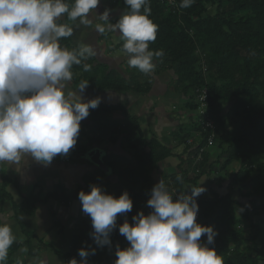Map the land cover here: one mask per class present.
<instances>
[{
  "label": "trees",
  "instance_id": "obj_1",
  "mask_svg": "<svg viewBox=\"0 0 264 264\" xmlns=\"http://www.w3.org/2000/svg\"><path fill=\"white\" fill-rule=\"evenodd\" d=\"M66 2L71 5L74 0ZM175 3L177 7L172 11L157 0H150V19L158 25V32L156 40L149 43V50H163L164 53L162 58L154 57L152 72L155 76L159 73L167 75V70H171L172 81L166 84L168 94L189 97L191 101L185 103L189 112L197 111L201 103L205 105L199 116L190 117V131L179 129L177 136L173 133L175 145L185 146L183 151L187 158L179 159L166 186L173 192L174 199L175 194L191 195V188L199 187L198 181L214 171L209 150L214 147L219 150L216 160L222 162L217 171L224 172L227 177L232 175L229 188L236 189V196L229 192L219 194L212 187L204 186L205 191L196 197L199 205L196 222L201 226H212L218 233L209 247L216 249L224 264H264V0H194L188 8L180 7L181 0H175ZM115 6L117 11L112 15L117 17L130 11L124 0H115ZM62 22L70 26L72 21L65 15ZM75 39L73 35L61 38L59 44L62 48L78 50L80 44H75ZM95 61L90 56L71 69L73 76L77 71L81 72V77L73 79L89 81L90 91H130L134 94L151 91L153 77L149 79V74L138 68L124 72L125 76L115 68L92 65ZM84 64L91 65L89 71H84ZM202 89H205L203 95ZM200 95L204 96L203 102L199 100ZM126 109L121 104L90 109V128L94 137L89 140L101 148L105 146V140L110 146L120 141L127 150L128 155L108 151L103 162L117 178L116 198L126 191L133 208L118 215L117 227L110 233V247L95 244L91 236V218L86 214L70 238L69 252L56 253L62 260L77 259L78 250L86 248L90 252L95 249V254L87 257V264H115L117 256L110 262L102 257V253L111 250L115 254L117 247L130 246L126 237L119 233V226L125 220L132 224V217L140 212L145 215L152 212L147 205L153 185L152 174L172 151L156 138L146 141L138 123L139 115L131 116ZM120 112L121 119L111 118ZM208 121L212 122V128L206 125ZM187 138H193L191 145L186 144ZM84 149L80 146L78 152ZM185 162L187 167L183 168ZM233 163H237L236 169L233 167L235 171H227ZM108 184L105 172L94 168L83 174L82 186L66 190L55 185L43 199L29 196L17 205L10 202L13 218L26 240L13 243L5 264H19L13 257L23 244L28 246V257L48 249L54 253L47 243L37 240L38 245L32 244L34 234L24 230L17 219L20 213L32 214L35 204L48 198L68 204L79 200L80 191L88 193L93 185L102 189ZM6 185V180L0 185L2 197L7 195ZM243 199L247 200L246 204L241 203ZM5 200L0 201V214ZM206 239L202 236L201 242L205 243Z\"/></svg>",
  "mask_w": 264,
  "mask_h": 264
},
{
  "label": "clouds",
  "instance_id": "obj_2",
  "mask_svg": "<svg viewBox=\"0 0 264 264\" xmlns=\"http://www.w3.org/2000/svg\"><path fill=\"white\" fill-rule=\"evenodd\" d=\"M124 3L130 11L111 23L110 10L95 12L100 0H74L71 5L66 0H0V163L16 165L19 170L26 155L44 165L57 155H67L77 143L81 121L101 103L100 97L85 102L78 95L89 86L87 80L79 83L78 90H67L73 65L96 52L87 45L78 50L62 48L59 40L72 36L73 27L59 23L61 17L91 25L90 14L95 12L106 22L96 25L97 32H119L130 67L144 74L154 70V57L162 58L164 53L149 50L158 32V25L150 19V0ZM193 3L181 0L180 7ZM83 67L89 71L91 65ZM191 189V195L176 194L174 199L162 179L154 185L147 201L152 212H140L132 217V224L125 220L119 226L130 246L117 247L115 264H224L216 249L209 247L218 233L196 222V197L205 189ZM78 198L82 211L91 218L95 244L110 247L118 215L133 208L129 194L125 191L116 198L93 185L88 193L80 191ZM202 236L207 238L205 243ZM16 239L11 226L0 218V264H5ZM90 254L95 249L81 248V260L73 258L68 264H87Z\"/></svg>",
  "mask_w": 264,
  "mask_h": 264
},
{
  "label": "crops",
  "instance_id": "obj_3",
  "mask_svg": "<svg viewBox=\"0 0 264 264\" xmlns=\"http://www.w3.org/2000/svg\"><path fill=\"white\" fill-rule=\"evenodd\" d=\"M113 16H115V14L109 15L110 21L114 19ZM113 22L116 23L117 21L115 22V20H113ZM102 25H106V24H102ZM70 26L73 27V36L75 37L77 36L76 40L77 38L81 39V36L83 37L82 32L86 27H88V25L79 24V20L75 22L72 21ZM93 31L96 34L95 36L97 37V40L98 38H101V40H103V38L105 39L106 35L109 34L110 30H106L105 32L98 34L96 31V28L93 27ZM115 33L119 35L118 31ZM87 34H91V33L88 32L85 34V36ZM85 36L83 38H85ZM88 37L91 38L93 36L91 35ZM95 44L99 46L98 42ZM93 57L96 59V61L92 65L102 64V66H104V68L106 69H112V68H115L117 70L119 69L118 71L120 73H123L124 75L127 73L126 72L127 70L130 71L131 68H133L129 66L128 62H126L129 59L128 56H120V57L114 56V58H117V60H114V58L111 59L110 57L104 56L100 53L99 55L97 56L94 55ZM109 63H111V65L107 66ZM159 75L161 74L159 73ZM76 76L81 77V72L77 71ZM154 76H155L154 74L149 75V79L150 77H153V82H151L152 83L151 90L153 91L160 90L162 93L160 92L157 94L161 96L171 95V94H168L169 92H163L165 91V89H167V86L158 85V82H157L158 75H156V77ZM72 80L81 81L80 79H73V78ZM72 80L66 82L67 90L76 91L78 90L79 84L73 82ZM109 91L110 90L94 92V91H90L89 86H88L87 89L83 93H78V95H80L83 101L86 102L88 100L94 99L93 98L94 95H96L97 97L98 96L100 97L101 95L105 97L106 94H109L107 93ZM115 92H118V91H115ZM121 92L128 93L130 91H121ZM130 93H133V92H130ZM152 94H155V93L154 92L150 93V95ZM137 98L138 96L131 98L130 103H129V100H126V104H125L126 107L132 106V104L137 100ZM100 104L99 106L111 105V104H103V103H100ZM185 108H187L186 105H185ZM182 111L179 113L177 112V114H183ZM158 112L160 114L161 120L163 121V128H158V130L154 129L155 133L150 134V131L147 132V130L143 129L142 122L140 121L141 124L139 123V126L142 132V137L144 138V135L147 132L150 138L146 141H149L152 138L158 139V141H160L161 144L166 145L167 147L171 149L172 155L160 163L162 166L160 165L157 168H155L154 170L155 172L152 174L153 185L151 186L150 191L152 190L153 186L156 185L161 179L165 182V184L167 181L171 180V178H169L170 177L169 174L171 175L175 172V167L179 163V159L187 158V153L183 151L185 147L183 144H182L183 148L181 152H178V153L173 152L175 146H177L175 145L177 141H176V137L173 136V133H175L174 130L173 131L169 130L168 124L170 123V121H176L177 119L176 116L174 114L172 116L171 115L172 113H165L159 109H158ZM116 114H114V116ZM121 114L122 112L118 113V118L120 119L122 118ZM186 115L187 116L183 114L184 123H187L185 130L190 131L191 130V127H190L191 126V119H190L191 114H186ZM143 116L145 117V115ZM90 118H91V115L89 114V116L86 119L81 121L80 132H79V136H78L75 147L71 149L67 155H57L50 164L44 165L42 163H38L30 155H26L22 159L19 170H17L16 165L0 163V185L5 180L7 182V185L5 187L7 195L2 197L0 193V201L1 199H4V200L6 199L2 206L3 211L0 214V218H3V221L7 222L11 226L14 235L17 229L19 228L18 234L20 233L21 236H24L23 232H21V228L19 227L18 223L13 218L14 212L12 211V208H10V202L15 203V205H17V204L22 203V201L26 197H29V196H38V198L40 197L39 199H43L45 197V194L50 192L52 187L57 184L62 186L66 190H71L82 184V176L86 171H90L94 169L93 165L84 156V152H86L93 146V144H91L89 140V138L94 137L93 136L94 134L91 132V128H90V126L92 125ZM145 118H146V122L148 125L152 124L147 121V117ZM183 132H186V131L183 130ZM190 139H193V138H187L186 144L191 145L189 142ZM107 144L108 143L105 140L104 142L105 146L104 145H103L104 147L102 146L104 149V155L108 151L120 153L122 155L123 154L128 155L127 150L121 146L120 141L116 145L110 146ZM80 146L85 147V149L81 153L78 152V148ZM174 159L176 161H174ZM183 164H184L183 168H186L187 163L185 162ZM105 179L106 181H109V184L106 187H103L102 190L105 193L111 194L114 197H116L117 195L116 191L118 189L117 178L113 176L112 172L110 171V173H105ZM19 207H20L19 209L22 210L21 205ZM34 209H35L34 212L30 215L26 214L25 212L20 213L19 218L17 217L18 221L21 222L26 232H29L32 235L34 234L33 235L34 240H32L33 245L35 244L38 245L40 241L41 243H47L50 246V248L54 250V253L50 249L46 251H41V253L42 252L45 253L46 256L50 258L51 264H66L65 260H63L62 263L59 260V258L61 259V257L57 256L56 253L58 252L62 253V252L54 249V247L51 244L52 243L51 240L53 239L59 240L60 238L64 239L65 242L70 240L71 236L73 235V232H75L78 228L77 223L79 222H77L76 219H78L79 217L82 218L86 215L82 211V204L80 200L70 201L68 204H64L59 200L48 198L44 201L37 202L34 206ZM10 213H11V216H10ZM22 215L27 216V218L26 219L22 218L21 217ZM60 231H63L64 233L62 234ZM18 237L19 236L16 235L17 239ZM17 239L16 241L20 243L22 242V241H19V239L18 240ZM37 240H39L38 243H37ZM45 240H47L48 242ZM27 247L28 246L26 244H23L19 250L26 249V254H27V251H28ZM55 257L57 258L59 257L56 263H55ZM79 257L80 256L78 255L76 259L77 261H80V259H78ZM102 257H107L106 259L111 262L115 259L116 255L111 250H105L102 253ZM30 259L33 260L34 262L39 261L38 257H35V258L31 257Z\"/></svg>",
  "mask_w": 264,
  "mask_h": 264
},
{
  "label": "rangeland",
  "instance_id": "obj_4",
  "mask_svg": "<svg viewBox=\"0 0 264 264\" xmlns=\"http://www.w3.org/2000/svg\"><path fill=\"white\" fill-rule=\"evenodd\" d=\"M106 9L110 10V14L117 11V8L115 6V0H100V4L98 5L97 9H95V12L97 14H101ZM95 12L90 14V18L92 20L91 25H88L89 28L86 27L82 32L83 37L88 32L91 34H87L85 36V38H83L81 36V39L80 38H77V40L75 39L74 40L75 44H77V45L80 44L82 46H86V45L91 46L96 52L95 56L99 55L100 53L104 56L110 57L111 59H113L114 56H116V57L128 56V54L126 52H124L123 49L121 48V42H122V44H124V41L121 40L120 36L117 35V33L109 31V34L106 35L105 39L103 38V40H101V38H98V40H97V37L95 36L96 34L93 31V27L96 28L97 24H106V22L100 20L99 17L96 16ZM120 17L114 16L113 18L119 19ZM62 19H63V17H61V19H60L61 22H62ZM116 21H118V20H116ZM110 22L114 23L113 19ZM97 33L99 34V32H97ZM91 35L93 37L89 38L88 36H91ZM97 42L99 43V46L95 44ZM82 46H80V47H82ZM114 60H117V58H114ZM126 62H128V60ZM109 65H111V63H109L107 66H109ZM126 72L128 73L129 71L127 70ZM167 72H168L167 73L168 76L163 74V73L161 75H158V78H157L158 85H165L166 86L167 83H170L172 81L171 80L172 78H170L173 76L171 70H169V71L167 70ZM152 74H153L152 72L149 73V75H152ZM154 77H156V76H154ZM73 78H78V77L73 76ZM140 81H141V79H140ZM73 82L79 84L81 81H73ZM89 87H90V85H89ZM167 89H168V87H167ZM167 89H165V91H163V92H168ZM152 92H154L155 94L150 95V93H152ZM160 92H161L160 90H158V91L151 90L147 94H133L130 92L125 93V92H121V91H119V92L109 91V92H107L109 94H106L105 97L101 95L100 98H101V103H103V104H114V105H116V104L120 105L121 104L126 109V105H125L126 100H129V103H130L131 98L138 96L139 102L142 103L141 107L137 108L135 106H132V107L127 106L126 111L128 113H130L131 116L132 115L133 116L139 115V118H138L139 122L138 123L141 124V122H142L143 129L147 130V132L150 131V134L155 133L154 129L158 130V128H163V121L160 118V114L158 112V109L165 112V113H172L171 114L172 116H173V114L176 116V118H177L176 121H170V123L168 124L169 130H171V131L174 130L175 133H177L179 129H183L184 131H187V130H185L187 123H184L183 114H185V116H187L186 114H191V116L195 119V117L198 116L200 110L204 109L205 104L201 103V105L199 106L197 111L195 110V111L189 112V110L187 108H185V103L187 101L188 102L191 101L189 97L180 98V96L179 95L176 96V94L175 95H168V96H161V95L157 94ZM96 97L97 96L94 95L93 98H96ZM195 102H197V100H195ZM181 111L183 112V114H177V112L179 113ZM143 115H145V117H147V121L152 123V124L148 125L146 122V118ZM112 117H118V114H116L115 116H112ZM207 125H208V123H207ZM147 132L144 135L145 140H148L150 138V136L148 135ZM192 136H194V135H192ZM182 148H183V145H177V146H175L173 152L174 153L181 152ZM209 152H210V160L213 161V163H214L213 164L214 171L210 174L209 177L203 176L198 181V184L202 187L210 186L213 189H215L219 194H225V193L229 192V193L234 194L236 196V192H237L236 189H234L232 187L229 188L230 187L229 184H230V180L232 179V175L227 177L224 175V172L222 173L221 171H217L220 163L222 162V160H218V159L216 160V158H218V156H219V150H217L214 147L213 149H210ZM174 161H176V160L174 159ZM160 165L161 164H159L158 166H160ZM236 166H237V163H235L234 166L228 167L227 171H229V172L233 171L234 172L236 169L235 168ZM233 167L235 169H233ZM81 186H82V184H81ZM53 187H52V189H53ZM240 201L242 204H246V202H247V200H244V199L240 200ZM2 208L3 207L1 206V209ZM238 212H240V211H238ZM10 216H11V213H10ZM85 216L82 218L79 217L78 219H76L77 222H81L85 218ZM21 217L24 219L27 218V216H23V215ZM78 226H79V224H77V227ZM18 229L15 233V236L18 235L19 241L23 242L26 239V237L21 236L20 233L18 234ZM60 232L62 234L64 233L63 231H60ZM246 232L248 234V230H246ZM45 241H47V240H45ZM51 242H52L51 244L54 247V249L61 251L62 253H68L70 250V240L65 242L64 239L60 238L59 240L53 239V240H51ZM35 257L39 258L38 262H34L33 260H31L30 259L31 257H28V255L26 254V249H24V250H18V252L14 255L13 259L15 260V262H18L19 264H51L50 258L47 257L45 253H43V252L41 253V251H40V253L35 255ZM35 257H32V258H35ZM58 258L55 257V263L57 262ZM78 259L81 260V257H79ZM59 260L61 261V263L63 262L62 259L59 258ZM68 261L69 260H66V264H68ZM12 264H14V263H12Z\"/></svg>",
  "mask_w": 264,
  "mask_h": 264
},
{
  "label": "water",
  "instance_id": "obj_5",
  "mask_svg": "<svg viewBox=\"0 0 264 264\" xmlns=\"http://www.w3.org/2000/svg\"><path fill=\"white\" fill-rule=\"evenodd\" d=\"M104 149L93 145L89 150L84 152L85 158L93 165L94 168H99L105 173H110V169L105 165L102 158Z\"/></svg>",
  "mask_w": 264,
  "mask_h": 264
},
{
  "label": "built area",
  "instance_id": "obj_6",
  "mask_svg": "<svg viewBox=\"0 0 264 264\" xmlns=\"http://www.w3.org/2000/svg\"><path fill=\"white\" fill-rule=\"evenodd\" d=\"M160 3H162V4H164L167 8H169V9H171L172 11H173V9H176V7H177V3H175V0H158ZM205 93V89H202L201 90V94L203 95ZM203 99H204V96H201L200 95V98H199V100L201 101V102H203ZM202 111V110H201ZM208 123V127H210V128H212V122L211 121H208L207 122ZM209 145V144H208ZM199 159V156L196 158V160H198ZM175 196H176V194H175ZM178 196V195H177ZM198 217H199V205H198V213H197V216H196V220L198 219Z\"/></svg>",
  "mask_w": 264,
  "mask_h": 264
},
{
  "label": "flooded vegetation",
  "instance_id": "obj_7",
  "mask_svg": "<svg viewBox=\"0 0 264 264\" xmlns=\"http://www.w3.org/2000/svg\"><path fill=\"white\" fill-rule=\"evenodd\" d=\"M63 18H64V16H63ZM141 104H142V103L139 102V98H137V100L132 104V106H135V107L138 108V107H141ZM142 106H143V105H142ZM102 160H103V158H102Z\"/></svg>",
  "mask_w": 264,
  "mask_h": 264
}]
</instances>
